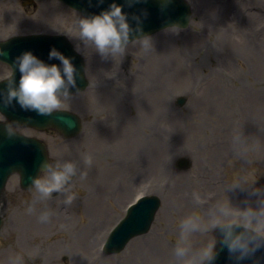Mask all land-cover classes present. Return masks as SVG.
Segmentation results:
<instances>
[{
	"label": "rangeland",
	"instance_id": "1",
	"mask_svg": "<svg viewBox=\"0 0 264 264\" xmlns=\"http://www.w3.org/2000/svg\"><path fill=\"white\" fill-rule=\"evenodd\" d=\"M7 1L0 0V16ZM23 1L9 0L12 13L0 23H10L15 30L19 25L25 30H69L70 39L86 56L92 89L72 94L60 106L81 117L83 126L76 137L18 128L46 142L50 162H77L70 189L77 195L65 205L64 194L53 192L30 213L27 202L34 199L35 189L20 190L19 175L13 174L6 186L7 201L0 198L5 220L0 264H8V257L16 253L22 254L23 264H175L172 249L185 214L203 213L208 201L226 199L225 183L244 168L250 179L256 178V185L264 186V0H194L187 28L172 27L152 35L150 50L130 43L124 54L107 59L79 37L75 21L80 13L54 0H43V6L41 0H34L25 8H39L28 13L22 9ZM4 67L0 66V78L8 72ZM179 97H185L180 106ZM213 122L224 123L219 124L224 129L219 139L208 135ZM139 124L153 131L141 130ZM237 129L254 136L243 153L233 144ZM129 134L133 140H128ZM191 141L198 145L189 147ZM217 142L229 150L214 168V158L196 152L206 153L207 145ZM183 155L191 164L181 168L177 160ZM88 156L90 164L85 162ZM81 171L87 172L83 179ZM175 179L180 180L178 189L172 188ZM194 190L204 202L193 200ZM140 193L157 194L162 201L151 229L133 238L120 253L105 254L100 245L106 237L100 233L107 236ZM182 196L190 198L193 208H188L186 199L178 200ZM229 197L242 206L231 192ZM44 207L54 212L47 222L38 218ZM164 209L165 222L160 224ZM148 242L165 257L148 254Z\"/></svg>",
	"mask_w": 264,
	"mask_h": 264
},
{
	"label": "clouds",
	"instance_id": "2",
	"mask_svg": "<svg viewBox=\"0 0 264 264\" xmlns=\"http://www.w3.org/2000/svg\"><path fill=\"white\" fill-rule=\"evenodd\" d=\"M127 17L128 13L122 11V5L113 0L107 9H102L100 13L81 15L75 22L84 44L94 45L104 59L124 54L130 43H138L146 51L153 48L151 36L144 33L140 17L133 15V19L137 20L134 27ZM4 54V49L0 48V55ZM49 58H58L61 63H46L32 51H24L14 58L13 63L21 76L17 86H13V80H9L5 103L16 98L22 108L35 110L38 114L58 112L62 103L72 95L70 88L77 86V72L72 58L56 48L50 50ZM64 119L72 126L69 118ZM7 129L9 134L14 132L11 124L7 125ZM232 140L234 146L243 153L253 143L254 136L237 129ZM241 158L247 160L245 155ZM85 162L90 164L91 157H85ZM77 168V162L71 159L44 161L42 174L32 178L31 188L35 189V197L27 202L26 210L30 213L36 211L37 202L46 200L53 192L63 193V203L70 205L77 195L70 190ZM86 175V171L80 172L81 179ZM255 181L256 178H249L247 168L242 169L234 179L225 183L223 192L226 199L208 201L203 213L191 211L180 219L178 237L172 249L175 264H213L223 248L239 264L264 248V186L256 185ZM230 192L242 206L231 202ZM192 197L198 204L204 202V197L198 191L194 190ZM53 214V210L44 207L39 211L38 218L41 222H47ZM217 227L221 232L219 239L212 234V230ZM218 243L220 249L216 247ZM8 264H23L22 254L9 256ZM253 264H259V258Z\"/></svg>",
	"mask_w": 264,
	"mask_h": 264
},
{
	"label": "water",
	"instance_id": "3",
	"mask_svg": "<svg viewBox=\"0 0 264 264\" xmlns=\"http://www.w3.org/2000/svg\"><path fill=\"white\" fill-rule=\"evenodd\" d=\"M64 1L71 6L86 12L87 15L100 13L102 9H105L104 6H101L98 9L91 8L89 4L94 0L89 2L88 0ZM112 2L113 0H110L109 5ZM116 3L125 5V10L123 8L122 10L129 13L127 19L133 27L136 25L137 20L132 19V7L137 5L135 9L138 13H135L134 15L140 17V23L142 24L144 33L147 34L153 33L165 25L178 24L184 26L188 23L189 6L184 0H139L134 1L132 5L128 4L127 0H116ZM159 16H161V21L157 22L154 17ZM136 35H139V33H136ZM43 38L46 39V42H48L49 45L53 44L58 50L72 58L71 62L75 65L77 72V86L76 88H70V91L83 89L84 85L87 83L84 74L83 59L74 51L72 45L64 37L43 36ZM18 40L19 41H11L10 44L8 43L9 45L4 44L0 46V48L4 49L5 53L4 55H0V58L10 62L13 68H16V65L13 63L14 58L22 54L24 51H30L32 48H35L38 43V37L24 38V40L18 38ZM19 79L20 78L17 77L11 79L14 81L13 86L18 85ZM8 82L9 81H4L0 83V110L6 114L11 123L32 125L38 129H44L49 126L58 127L57 129L61 130L66 136L75 135L79 131L81 125L80 120L78 116L73 113L58 111L51 115H42L36 112L35 114L30 109L22 108L16 98H13L10 103H5ZM184 101V98H180L178 103L183 104ZM64 117L69 118L72 126H69V124L65 122ZM0 136L5 140H15V142L11 143L12 145L18 143L14 152L7 150L3 153L5 154L4 157H1L0 152V193L4 188L7 177L15 170L20 171L23 186H31L32 178L39 176V173L42 171V164L47 160L43 144L37 139L27 138L16 132L9 134L7 127L2 123H0ZM34 150H36V153H34ZM159 205L160 200L158 197L152 196L144 197L136 206H134L128 217L123 221L122 225L110 236L107 243V253L121 250L126 244L129 236L146 232L151 225ZM1 225L2 219L0 218V227ZM217 233L219 239L221 236L219 228ZM220 248L221 245L218 243L217 249ZM224 249L226 248H223L218 252L219 255ZM261 252H264V250ZM213 264H226V261L217 255Z\"/></svg>",
	"mask_w": 264,
	"mask_h": 264
},
{
	"label": "bare ground",
	"instance_id": "4",
	"mask_svg": "<svg viewBox=\"0 0 264 264\" xmlns=\"http://www.w3.org/2000/svg\"><path fill=\"white\" fill-rule=\"evenodd\" d=\"M256 51H259L258 52V55L261 53L260 52V50H259V48H256L255 49ZM262 51V50H261ZM88 88L91 90L92 89V87L91 86H88ZM98 91H96V93H97ZM86 95V94H85ZM222 122V121H221ZM219 124H223L224 125V123H220V122H213L212 124H211V128H212V131H211V133H209L208 132V135L210 136V137H212V136H214L216 139H219V137H220V132H222V131H224V129L222 130V129H220V126H219ZM140 125V124H139ZM138 125V126H139ZM140 129L142 130H145V129H147L149 132L150 131H153V128L151 127V128H147L146 126H143V125H140ZM219 132V133H218ZM133 140V137H132V135H130L129 134V138H128V140ZM208 141V140H207ZM207 141H205V143H204V145H206V143H207ZM198 145V142L197 141H191V143H190V145H189V147L191 146V145ZM160 145V144H159ZM165 148V147H164ZM207 149L209 150L208 152H206V153H203V152H199V151H197L196 153L198 154V155H203L206 159H211V160H213V158H214V168L216 167V164H217V162L218 161H220V157L222 156L223 157V154H225L226 153V151H228L229 149H227V146H225L224 144H221V142H217L216 144H213V145H207ZM178 154H180V153H178ZM172 156V155H171ZM123 162H125V161H123ZM137 163V162H136ZM134 164V165H137V164ZM155 163H154V166H153V169H155ZM164 168L166 169L167 168V166L166 165H164ZM165 171V170H164ZM170 175V174H169ZM173 177L175 176L174 175V173H172L171 174ZM179 176V175H178ZM179 179H180V176H179ZM176 180V179H175ZM174 180V181H175ZM180 187V180H176L175 181V184H173L172 185V188H174V189H178ZM167 188V187H166ZM15 194H17V196H18V193L16 192ZM183 198H178V200L180 201L181 200V202L182 203H184V199H186L185 201H186V204H187V206H188V208L190 207H192L191 205V200H190V198H186V196H182ZM176 200H177V198H175ZM177 200V201H178ZM165 204H166V201H165ZM176 207V206H175ZM175 207H173L171 210H175ZM193 208V207H192ZM171 210H167V213H169L170 214V211ZM164 215L163 216H161V218H159L158 219V222H160V224H163L164 222H165V219H164V217H165V214H166V212H165V209H164ZM159 224V225H160ZM147 241H150V239H148ZM148 249H147V252H148V254H151L153 257H157V259H159V257H165V254L162 252V251H159V250H157V248H156V246H155V244H153V243H151V242H148V247H147ZM168 262V261H167Z\"/></svg>",
	"mask_w": 264,
	"mask_h": 264
}]
</instances>
